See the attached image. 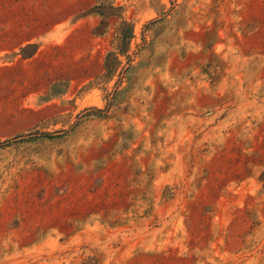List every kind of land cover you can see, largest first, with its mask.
Returning a JSON list of instances; mask_svg holds the SVG:
<instances>
[{"label":"rangeland","instance_id":"obj_1","mask_svg":"<svg viewBox=\"0 0 264 264\" xmlns=\"http://www.w3.org/2000/svg\"><path fill=\"white\" fill-rule=\"evenodd\" d=\"M0 264H264V0H0Z\"/></svg>","mask_w":264,"mask_h":264},{"label":"trees","instance_id":"obj_2","mask_svg":"<svg viewBox=\"0 0 264 264\" xmlns=\"http://www.w3.org/2000/svg\"><path fill=\"white\" fill-rule=\"evenodd\" d=\"M112 6H108L105 3H100L96 6H93L89 10L86 11L85 15H97L101 18L100 23L97 27H95V33L98 35H102L104 33L105 28H107V20L112 18L114 15L110 12V10H115ZM133 38V27L130 23L126 21H121L116 28L114 33V38L112 41V49L108 51L104 57L102 70L103 74L101 75V79L104 81L110 79L121 66L120 58L126 56L129 44L131 39ZM35 45H26L22 47L20 52L23 54L27 48L34 47ZM31 56V55H30Z\"/></svg>","mask_w":264,"mask_h":264}]
</instances>
